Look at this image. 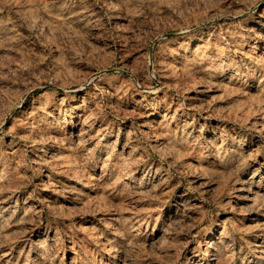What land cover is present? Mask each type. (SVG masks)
<instances>
[{
    "label": "rangeland",
    "instance_id": "obj_1",
    "mask_svg": "<svg viewBox=\"0 0 264 264\" xmlns=\"http://www.w3.org/2000/svg\"><path fill=\"white\" fill-rule=\"evenodd\" d=\"M0 264H264V0H0Z\"/></svg>",
    "mask_w": 264,
    "mask_h": 264
}]
</instances>
